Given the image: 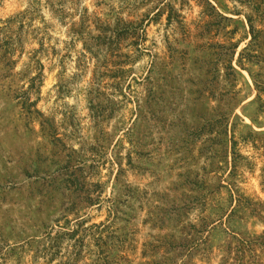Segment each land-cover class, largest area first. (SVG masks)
I'll return each instance as SVG.
<instances>
[{
    "label": "rangeland",
    "instance_id": "rangeland-1",
    "mask_svg": "<svg viewBox=\"0 0 264 264\" xmlns=\"http://www.w3.org/2000/svg\"><path fill=\"white\" fill-rule=\"evenodd\" d=\"M16 32L0 264H264V0H0Z\"/></svg>",
    "mask_w": 264,
    "mask_h": 264
},
{
    "label": "trees",
    "instance_id": "trees-1",
    "mask_svg": "<svg viewBox=\"0 0 264 264\" xmlns=\"http://www.w3.org/2000/svg\"><path fill=\"white\" fill-rule=\"evenodd\" d=\"M21 24V21H20ZM23 27H20L19 29H22ZM21 42L22 38L19 37L18 33L10 34V35H3L2 39L0 38V52L3 54V57L1 56L0 59L5 63L6 66L9 68H15L17 61L12 60L13 57L16 54H21ZM18 54V55H19ZM19 58V57H17ZM31 65H26L25 68L31 73L38 72L37 75L29 79V90L33 89V86L38 83L39 78H40V71H41V66L38 61H36L34 58L31 57ZM232 75L233 71L231 68H229ZM17 75L12 74V78H15ZM26 96V93H25ZM16 97L14 100L16 101H21V105H26L27 113H30V109L33 108V104H28L27 103V98L28 97ZM36 113V112H35ZM104 245L101 244L97 246L96 251L94 252V256L96 258L95 262L92 264H112V262L108 261V257L105 255V250L102 248ZM69 264V263H65Z\"/></svg>",
    "mask_w": 264,
    "mask_h": 264
}]
</instances>
